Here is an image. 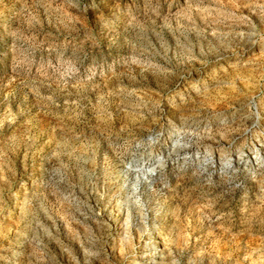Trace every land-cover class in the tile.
<instances>
[{
    "label": "rangeland",
    "instance_id": "1",
    "mask_svg": "<svg viewBox=\"0 0 264 264\" xmlns=\"http://www.w3.org/2000/svg\"><path fill=\"white\" fill-rule=\"evenodd\" d=\"M0 264H264V0H0Z\"/></svg>",
    "mask_w": 264,
    "mask_h": 264
},
{
    "label": "bare ground",
    "instance_id": "2",
    "mask_svg": "<svg viewBox=\"0 0 264 264\" xmlns=\"http://www.w3.org/2000/svg\"><path fill=\"white\" fill-rule=\"evenodd\" d=\"M151 241H152V240H151ZM151 241H150V242H151ZM155 243H157V242H155V240H153L154 249H153V248H152V249H153V250H156L157 255L160 257L161 254H163V251H161V250L159 249V247H156V246H155V245H156ZM156 252H155V253H156ZM159 261L162 262V259L160 258Z\"/></svg>",
    "mask_w": 264,
    "mask_h": 264
}]
</instances>
